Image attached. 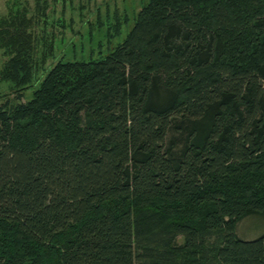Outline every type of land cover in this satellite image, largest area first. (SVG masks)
I'll return each instance as SVG.
<instances>
[{
	"label": "trees",
	"instance_id": "1",
	"mask_svg": "<svg viewBox=\"0 0 264 264\" xmlns=\"http://www.w3.org/2000/svg\"><path fill=\"white\" fill-rule=\"evenodd\" d=\"M41 19L0 14V264H264V0H146L38 78Z\"/></svg>",
	"mask_w": 264,
	"mask_h": 264
},
{
	"label": "rangeland",
	"instance_id": "2",
	"mask_svg": "<svg viewBox=\"0 0 264 264\" xmlns=\"http://www.w3.org/2000/svg\"><path fill=\"white\" fill-rule=\"evenodd\" d=\"M15 0H0V14ZM26 2L33 12L41 6L47 11V21L43 19L35 24L37 32H48L53 37V53L36 76L41 78L45 71L59 58L98 56L99 51L106 52L118 41H121L131 27L135 14L146 0H19ZM119 24V29H116ZM40 36V35H38ZM44 47L41 40L38 44V57ZM5 56L0 49V67ZM33 87L25 90V98L31 95ZM13 96L9 83L0 79V101ZM176 140L175 151L184 143L183 136L171 128L166 136V144ZM236 233L242 238H253L264 232V214L249 213L236 222ZM177 243L183 242L178 235Z\"/></svg>",
	"mask_w": 264,
	"mask_h": 264
}]
</instances>
